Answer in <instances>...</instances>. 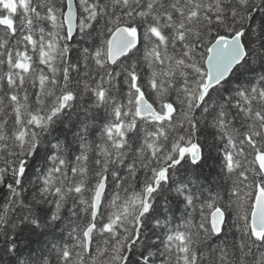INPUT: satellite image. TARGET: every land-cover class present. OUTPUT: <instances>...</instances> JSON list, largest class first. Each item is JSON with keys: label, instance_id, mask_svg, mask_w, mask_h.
Returning <instances> with one entry per match:
<instances>
[{"label": "snow or ice", "instance_id": "6c2138e0", "mask_svg": "<svg viewBox=\"0 0 264 264\" xmlns=\"http://www.w3.org/2000/svg\"><path fill=\"white\" fill-rule=\"evenodd\" d=\"M0 264H264V0H0Z\"/></svg>", "mask_w": 264, "mask_h": 264}]
</instances>
